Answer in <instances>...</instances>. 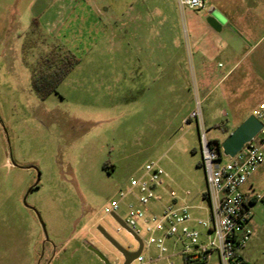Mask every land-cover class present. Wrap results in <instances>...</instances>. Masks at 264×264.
Listing matches in <instances>:
<instances>
[{"label": "rangeland", "instance_id": "rangeland-1", "mask_svg": "<svg viewBox=\"0 0 264 264\" xmlns=\"http://www.w3.org/2000/svg\"><path fill=\"white\" fill-rule=\"evenodd\" d=\"M35 1L0 0V264H104L83 246L86 241L118 263L121 255L98 226L137 251L134 237L118 233L105 209L120 202L118 213L126 219L132 199L122 201L120 191L152 162L168 174L158 190L163 203L174 191L194 219L208 220L191 114L201 112L209 141L223 142L228 135L221 127L234 131L262 101L264 22L239 34L219 33L207 28L209 5L191 10L178 0H133L141 20L123 28L122 9L111 14L106 0H84L95 8L89 34L96 41L86 47L91 53L82 61L72 53L80 64L41 101L31 85L32 68L52 47L68 50L33 38ZM244 192L264 196V167ZM251 212L257 236L244 256L249 264H264V202ZM174 242L166 240L164 255L145 248L144 264H184ZM208 264H218L217 258Z\"/></svg>", "mask_w": 264, "mask_h": 264}, {"label": "built area", "instance_id": "built-area-1", "mask_svg": "<svg viewBox=\"0 0 264 264\" xmlns=\"http://www.w3.org/2000/svg\"><path fill=\"white\" fill-rule=\"evenodd\" d=\"M179 4L181 8L191 10L205 8L202 0H180ZM252 115L262 128L241 152L231 158L224 156L221 149L218 151L208 140L201 112L191 114L199 131L208 220L194 219L190 207L181 205L174 191L169 193L170 201L163 203L158 190L163 187L168 174L154 162L145 166L141 177L133 179L127 190L120 191L122 201L132 199L128 217H120V202H113L105 209L106 214L117 216L141 239L143 252L145 248L155 246L164 255L168 252L166 240L174 239L175 246L182 247L180 253L184 264H208L214 256L218 264H242L241 252L256 233L252 227L251 209L258 201L264 202V196H249L244 192V187L264 164V98ZM224 157L228 161L223 164ZM121 231L126 230L119 225L117 232ZM143 232L148 234L146 241L142 239ZM143 252L135 262L145 263Z\"/></svg>", "mask_w": 264, "mask_h": 264}, {"label": "crops", "instance_id": "crops-1", "mask_svg": "<svg viewBox=\"0 0 264 264\" xmlns=\"http://www.w3.org/2000/svg\"><path fill=\"white\" fill-rule=\"evenodd\" d=\"M179 1L180 0H178V4ZM202 1L204 6L209 5L206 15L207 28L215 32L235 31L239 34L241 31L254 30L257 24H262L264 22V0H219V4L216 5L211 4L210 0ZM105 2L108 7L107 13L115 14L117 10L122 9L123 28L126 25L140 22L141 16H137V9L134 7L135 2L133 0H106ZM93 9L95 8L87 5L84 0H36L31 6L30 22L33 25V21L36 20L39 28L38 35L32 34V36L36 39L41 38V40H45V42L51 46H61L63 49L68 50V52L79 56V58L81 57L82 61L83 56L91 53L87 48L91 49L96 41L92 38V35L89 34L93 26L91 20L95 11ZM213 10H216L222 16L224 23H220L212 17L211 11ZM114 14L110 18L111 25L117 20ZM85 27H87V29H85ZM123 28L122 30L124 32ZM109 30L112 31V27H109ZM125 59L131 60L128 57ZM139 61L141 62L140 58ZM254 110L255 109L248 112L238 122V127L253 114ZM224 127H227L228 130L226 131L223 129L222 131H224L226 136H229L233 131L229 126L224 125ZM214 141L219 140H213V142ZM219 142L221 144L223 143L221 141ZM263 167L264 164L260 167L258 172L262 170ZM250 186L251 188L253 187L252 184H250ZM256 234L257 233H255L251 241L256 238ZM244 250L241 252L242 258L249 264L244 256Z\"/></svg>", "mask_w": 264, "mask_h": 264}, {"label": "water", "instance_id": "water-1", "mask_svg": "<svg viewBox=\"0 0 264 264\" xmlns=\"http://www.w3.org/2000/svg\"><path fill=\"white\" fill-rule=\"evenodd\" d=\"M211 15L215 18L218 22L224 23L222 16L216 11H211ZM262 128L261 123L251 115L248 117L235 131H233L228 138L221 144V151L224 156L226 157H235L239 152L243 150V148L250 143L260 132ZM39 181V180H38ZM37 183L28 191L24 203L26 204V199L29 193L38 186ZM113 219L125 230L131 234L134 239L137 241L139 248L135 252H129L125 247H123L117 240H115L102 226H98L96 229L99 233L103 236V238L110 243L119 253L123 255L124 263L123 264H133L137 258L143 252V242L139 237L134 235L121 221L117 216L113 215ZM44 235L46 237L45 229L43 228ZM47 239V237H46ZM83 246L89 250L90 252L94 253L104 264H112L96 247H94L89 242H84Z\"/></svg>", "mask_w": 264, "mask_h": 264}, {"label": "trees", "instance_id": "trees-1", "mask_svg": "<svg viewBox=\"0 0 264 264\" xmlns=\"http://www.w3.org/2000/svg\"><path fill=\"white\" fill-rule=\"evenodd\" d=\"M38 28L39 25L34 20L31 31L33 35H38ZM80 62L72 53H61L59 47H52L50 52L39 60L37 66L32 68L31 85L37 97L41 101H46L52 94L57 93L59 86ZM223 129L228 130L227 127ZM213 144L220 151L221 143L214 141ZM203 198L205 200V194ZM242 264L248 263L243 261Z\"/></svg>", "mask_w": 264, "mask_h": 264}, {"label": "flooded vegetation", "instance_id": "flooded-vegetation-1", "mask_svg": "<svg viewBox=\"0 0 264 264\" xmlns=\"http://www.w3.org/2000/svg\"><path fill=\"white\" fill-rule=\"evenodd\" d=\"M129 251V250H128ZM130 252V251H129ZM121 256H117V259H119V262L118 263H115V264H123L124 263V258H123V255L121 253H119Z\"/></svg>", "mask_w": 264, "mask_h": 264}]
</instances>
